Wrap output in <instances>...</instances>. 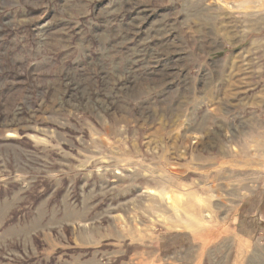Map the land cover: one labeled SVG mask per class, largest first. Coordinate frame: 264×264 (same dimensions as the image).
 <instances>
[{
  "label": "rangeland",
  "instance_id": "374dc122",
  "mask_svg": "<svg viewBox=\"0 0 264 264\" xmlns=\"http://www.w3.org/2000/svg\"><path fill=\"white\" fill-rule=\"evenodd\" d=\"M0 264H264V0H0Z\"/></svg>",
  "mask_w": 264,
  "mask_h": 264
},
{
  "label": "bare ground",
  "instance_id": "6f19581e",
  "mask_svg": "<svg viewBox=\"0 0 264 264\" xmlns=\"http://www.w3.org/2000/svg\"><path fill=\"white\" fill-rule=\"evenodd\" d=\"M131 263V262H130Z\"/></svg>",
  "mask_w": 264,
  "mask_h": 264
}]
</instances>
